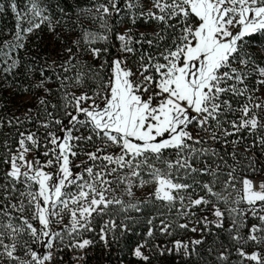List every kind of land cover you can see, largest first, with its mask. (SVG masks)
Instances as JSON below:
<instances>
[{
  "label": "snow or ice",
  "instance_id": "1",
  "mask_svg": "<svg viewBox=\"0 0 264 264\" xmlns=\"http://www.w3.org/2000/svg\"><path fill=\"white\" fill-rule=\"evenodd\" d=\"M7 10L15 25L0 42V81L37 70L21 53L42 26L62 48L55 90L39 70L37 116L0 119L15 132L0 140V264H53L65 236L84 250L96 217L148 204L147 238L192 235L137 243L139 264H200L209 236L205 264H264V164L253 152L264 153V53L258 63L245 48L264 34V0H93L79 14L102 31L81 25L76 39L57 31L45 0H0V15ZM114 17L131 26L113 31ZM140 20L151 33L133 34ZM112 38L116 55L97 64L109 49L95 45ZM25 122L37 130H21ZM146 185L152 192L135 199ZM136 222L109 219L99 238L107 246ZM220 231L227 243H217Z\"/></svg>",
  "mask_w": 264,
  "mask_h": 264
},
{
  "label": "trees",
  "instance_id": "2",
  "mask_svg": "<svg viewBox=\"0 0 264 264\" xmlns=\"http://www.w3.org/2000/svg\"><path fill=\"white\" fill-rule=\"evenodd\" d=\"M46 5L50 8L52 15L55 19L60 20V26L57 27V31L61 33L63 37H71L76 39L77 36L81 33V25L89 27L95 31H102L99 28L98 23H92L86 19L83 14H79V9L81 7L90 5L93 3V0H45ZM63 8L64 12L61 13L60 9ZM67 14V15H65ZM126 17L113 18V31L116 29H123L125 27L131 26L125 25L123 20ZM15 18L14 15L7 10L4 14L0 15V42L7 41L11 39V32L14 30ZM152 22L144 23L142 20L137 22L134 28L133 34L137 32H146L151 33L152 31ZM67 41H65L66 46ZM118 41H115L114 38L111 39L109 44H104L103 42L95 45L97 47H107L109 51L102 55L100 61L96 63H102L104 59H107L111 62V59L116 55V45L118 47ZM32 51L24 56L25 61L36 58V71L28 73L27 70H17L14 76L8 77L7 80L0 81V119H11L13 115L19 117L21 120L25 119V116L31 115L33 117L37 116L39 105L38 99L43 94L42 90L35 87L36 82L40 79L39 70L41 67L45 69V76H52L53 82L50 83V87L54 90L56 89L55 77L53 76L54 71H59L53 62L56 64L61 62V57L58 53L61 52L62 45L60 44L59 39L54 37V33L50 32L46 26H42L40 30H37L32 36L29 37L28 45ZM245 48L249 52V55L252 60L256 62H261V54L264 53V34L258 33L253 37L246 38ZM46 65H51V67H45ZM27 89V91H25ZM53 103H56L58 97L53 95L51 98ZM28 108H32V111L29 113ZM42 116V112H40ZM35 123V122H34ZM33 124L25 122L21 125V130L31 129L33 131L37 130V127ZM42 132L43 129H40ZM12 132L15 134L14 130L5 128L0 130V140L8 136V133ZM231 139V138H230ZM252 140L251 136L245 138L244 144L250 143ZM258 153H261V150L254 149ZM258 166V164H257ZM259 167V166H258ZM125 215H131L137 217V222L133 226L132 230L128 233L120 235L119 229H117V239H114L110 244L113 245V250L110 255V260L112 263H130V264H139L132 256L131 249L135 245L143 240L147 239L148 244L151 246L153 243H160L161 241L168 243L173 239L186 238L187 236L192 235L191 233L175 234L172 237H166L159 234V232H154L155 239L147 238L146 231L149 225H147V218L151 215H155L153 211V205H145L143 211L123 213L119 209L112 210L109 215L103 217H96L93 220L92 227L95 231L84 232L82 238L91 239L93 242H101L99 238L100 230L103 228V225L109 219H115L119 224L120 221L124 218ZM155 223V222H154ZM215 231V230H214ZM219 240L225 241L227 243V234L223 231L218 232ZM215 239L213 236H209L208 240L205 241V244L200 247V251L205 253V261L210 259L206 255V250L209 247H214L211 241ZM72 240L66 239L64 243H70ZM170 246V244H169ZM38 251H43L44 249L37 246ZM198 259V258H197ZM205 261H200V264H205ZM152 264H183L182 261L176 259L174 260L171 256L166 257H153Z\"/></svg>",
  "mask_w": 264,
  "mask_h": 264
},
{
  "label": "built area",
  "instance_id": "3",
  "mask_svg": "<svg viewBox=\"0 0 264 264\" xmlns=\"http://www.w3.org/2000/svg\"><path fill=\"white\" fill-rule=\"evenodd\" d=\"M257 159V164H264V153L260 154L253 150ZM69 243H63L55 249L53 264H124L116 262L112 263L109 259L113 250V245H105L103 241L93 242L88 248L78 250L69 248Z\"/></svg>",
  "mask_w": 264,
  "mask_h": 264
},
{
  "label": "rangeland",
  "instance_id": "4",
  "mask_svg": "<svg viewBox=\"0 0 264 264\" xmlns=\"http://www.w3.org/2000/svg\"><path fill=\"white\" fill-rule=\"evenodd\" d=\"M153 188H154V185H146V186L143 187V188L134 189V192H135V199H146L147 196L152 192ZM67 222H68L67 217H65L64 223H67ZM54 227H55L57 230H59V228H60L61 226H60V225H55ZM67 238L71 240V238L65 236L64 241H65ZM64 241H63V243H64ZM72 242H73V241H72ZM252 250L254 251V250H256V249L254 248V249H252ZM43 251H44V250H43ZM124 264H130V263L126 262V263H124ZM136 264H137V263H136Z\"/></svg>",
  "mask_w": 264,
  "mask_h": 264
}]
</instances>
